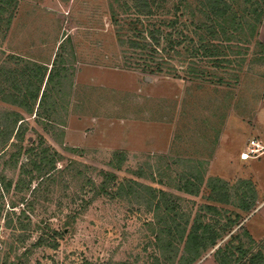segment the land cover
<instances>
[{
    "label": "rangeland",
    "instance_id": "1",
    "mask_svg": "<svg viewBox=\"0 0 264 264\" xmlns=\"http://www.w3.org/2000/svg\"><path fill=\"white\" fill-rule=\"evenodd\" d=\"M120 1L17 0L0 30L2 79L35 64L12 56L58 71L38 117L0 99V130L13 128L15 111L25 118L20 139L0 134V264H191L183 233L168 240L175 221L188 232L196 220L202 237L220 233L192 264H213L232 235L251 252L264 242V150L241 158L251 141L264 147L257 36L233 31L227 61L205 65L208 73L189 76L178 60L179 77L152 72L120 45L111 21ZM228 1L246 15L253 0ZM41 137L58 155L44 177L22 172ZM160 191L175 221L156 209Z\"/></svg>",
    "mask_w": 264,
    "mask_h": 264
},
{
    "label": "trees",
    "instance_id": "2",
    "mask_svg": "<svg viewBox=\"0 0 264 264\" xmlns=\"http://www.w3.org/2000/svg\"><path fill=\"white\" fill-rule=\"evenodd\" d=\"M118 4H120L118 8L112 7L111 21L118 27L117 37L120 45L125 46L127 52L141 60L142 63H138L139 65L152 72L167 71L179 77L180 71L185 67L176 65L175 60H178L184 64L187 63L186 72L189 76H197L200 72L208 73L205 65L212 63L215 67L227 61L228 53L225 43L230 42L233 31L239 29L247 28L251 36H257V45L262 47L264 52V43L259 36L264 19V0L251 1V8L245 10L246 15L233 11L228 0H200L198 5L192 4L190 0H177L171 4L167 0H123ZM16 6L17 0H0V30L3 24H10ZM240 18L241 21L238 22ZM59 57L58 54L53 63H59ZM17 59L18 57L15 56L10 57L11 63L35 64H28L21 70L10 69L5 78L0 77V99L38 117L48 99L49 86L56 80L55 75L58 71L56 72L53 67L49 70L46 65L37 64L38 62L35 61ZM197 63H204V67ZM3 74V69H0V75ZM14 115L15 118L10 119L13 122V128L7 129L6 123L0 130V134L9 133L8 138H10L13 132L17 131L16 137L20 139L23 132L19 130L22 129L25 118L19 111H15ZM45 143L41 137L38 151L29 148L30 154L22 165V172L37 171L41 177H44L58 170V155L44 148ZM27 167L31 168L27 170L25 169ZM106 175L112 180L116 179V175L112 172ZM186 181L187 185L193 186L194 183L189 179ZM182 189L189 193H196L187 187ZM160 192L161 197L156 202V209L166 213L170 221H175V213L178 211L175 204L166 198V192ZM245 208L250 207L246 205ZM233 220H238V217L236 216ZM166 228L169 242L175 234L183 233L182 240H185L186 249H190L191 257L188 263L191 264L202 254L201 250L215 247L220 237V233L214 231L209 238L202 237L207 228L202 227V233H199L196 220L188 232L187 225L177 226L176 221L166 224ZM60 235L61 233L56 232L54 240ZM196 237L201 239L198 250H196ZM39 242L43 244V239L40 238L38 244ZM54 242L52 246L56 247L57 243ZM214 258L218 264H264V242L260 249L251 252L244 249L239 235H232L224 247L215 250Z\"/></svg>",
    "mask_w": 264,
    "mask_h": 264
},
{
    "label": "built area",
    "instance_id": "3",
    "mask_svg": "<svg viewBox=\"0 0 264 264\" xmlns=\"http://www.w3.org/2000/svg\"><path fill=\"white\" fill-rule=\"evenodd\" d=\"M263 150H264V147L259 142L251 141L249 147L241 153V158L243 160H247V159L256 157V153H259Z\"/></svg>",
    "mask_w": 264,
    "mask_h": 264
},
{
    "label": "crops",
    "instance_id": "4",
    "mask_svg": "<svg viewBox=\"0 0 264 264\" xmlns=\"http://www.w3.org/2000/svg\"><path fill=\"white\" fill-rule=\"evenodd\" d=\"M260 40L264 43V19L260 28ZM258 213L261 214V220L264 221V202L258 207ZM213 264H218L215 260L211 261Z\"/></svg>",
    "mask_w": 264,
    "mask_h": 264
}]
</instances>
